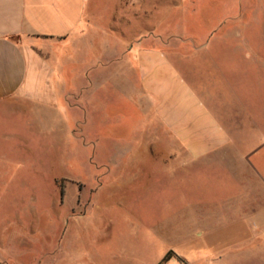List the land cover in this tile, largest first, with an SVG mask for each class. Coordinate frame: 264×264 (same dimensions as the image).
<instances>
[{
	"label": "rangeland",
	"instance_id": "374dc122",
	"mask_svg": "<svg viewBox=\"0 0 264 264\" xmlns=\"http://www.w3.org/2000/svg\"><path fill=\"white\" fill-rule=\"evenodd\" d=\"M218 1L167 14L155 30L98 35L86 92L62 94L53 110L0 112V264H177L164 261L170 250L194 264H264V10L223 44L210 12ZM143 39L210 105H222L225 85L239 90L242 133L227 147L239 155L183 165L116 155L146 140L114 93L126 66L114 55L132 57L128 43ZM238 53L242 69L224 75L218 64Z\"/></svg>",
	"mask_w": 264,
	"mask_h": 264
},
{
	"label": "crops",
	"instance_id": "0c3cea01",
	"mask_svg": "<svg viewBox=\"0 0 264 264\" xmlns=\"http://www.w3.org/2000/svg\"><path fill=\"white\" fill-rule=\"evenodd\" d=\"M252 2H213L210 12L218 15L215 29L223 31V44L232 40L230 34L244 21L249 22L253 15L258 19L263 12L264 0ZM201 6L200 0H0V112L40 105L53 110L54 105H65L62 94L86 92L85 79L95 68L87 66L92 55L101 61L97 52L92 53L102 45L97 43L98 35L109 37L108 31L135 28L155 30L167 23L165 15L185 7L197 15ZM145 40L128 43L132 57L114 55V60H126L125 68L114 71L118 105L126 108L128 119L135 120L133 133L146 137L139 148L118 150L116 155L152 156L164 165L239 155L227 148L242 133L239 90L229 91L225 85L222 105H210L165 49L150 48ZM99 51L101 57V48ZM246 59L245 53L225 56L218 66L224 75L237 73ZM71 79L77 80L73 87ZM247 157L239 159L247 164ZM259 236L263 238L264 233ZM170 251L176 254L170 261L179 256L186 264H194ZM255 251L263 253L264 246H255Z\"/></svg>",
	"mask_w": 264,
	"mask_h": 264
},
{
	"label": "trees",
	"instance_id": "16d2710c",
	"mask_svg": "<svg viewBox=\"0 0 264 264\" xmlns=\"http://www.w3.org/2000/svg\"><path fill=\"white\" fill-rule=\"evenodd\" d=\"M64 195V189L62 188V190H61V196H63ZM173 257H176V254L173 252V251H169V253L167 254V256H166V258H165V262L167 261V260H170L171 258H173ZM178 259H179V261H180V263L181 264H186L184 261H183V259L182 258H180L179 256L177 257Z\"/></svg>",
	"mask_w": 264,
	"mask_h": 264
}]
</instances>
